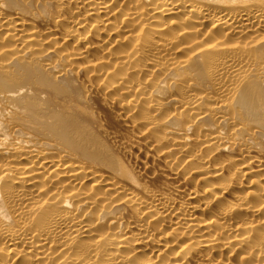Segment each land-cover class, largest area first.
<instances>
[{
	"label": "bare ground",
	"instance_id": "bare-ground-1",
	"mask_svg": "<svg viewBox=\"0 0 264 264\" xmlns=\"http://www.w3.org/2000/svg\"><path fill=\"white\" fill-rule=\"evenodd\" d=\"M0 264H264V0H0Z\"/></svg>",
	"mask_w": 264,
	"mask_h": 264
}]
</instances>
